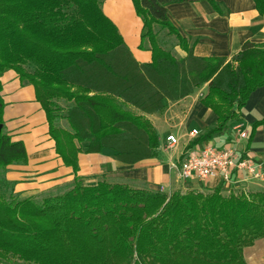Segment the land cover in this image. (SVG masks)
I'll return each mask as SVG.
<instances>
[{"label": "trees", "instance_id": "1", "mask_svg": "<svg viewBox=\"0 0 264 264\" xmlns=\"http://www.w3.org/2000/svg\"><path fill=\"white\" fill-rule=\"evenodd\" d=\"M103 1L0 0V77L12 69L35 87L57 152L76 173L83 151L110 149L127 165L156 157L160 137L147 115L164 113L167 100L208 86L202 102L218 120L201 143L240 120L251 93L264 86V42H245L230 60L199 56L171 22L169 4L202 0H133L146 29L142 46L152 51L146 63L135 59ZM254 2L264 16V0ZM155 25L176 37L186 57L163 46ZM1 90L0 80V259L249 264L244 249L264 237V191L169 194L108 179L87 185L76 176L42 199L21 197L7 171L26 164L28 153L5 130Z\"/></svg>", "mask_w": 264, "mask_h": 264}, {"label": "crops", "instance_id": "2", "mask_svg": "<svg viewBox=\"0 0 264 264\" xmlns=\"http://www.w3.org/2000/svg\"><path fill=\"white\" fill-rule=\"evenodd\" d=\"M215 2L216 5L208 0L168 5L171 22L188 39L197 55L226 57L230 60L245 42H264V16L257 10L254 0ZM102 9L117 25L135 59L140 63L150 62L152 51L147 43L142 46L146 29L133 0H105ZM163 46L177 57L187 55L175 36L164 41ZM0 80L5 130L13 140H22L28 153L26 164L9 165L7 171L8 179L15 182V191L21 197L42 195L64 188L76 176L87 185L108 179L167 193L184 186L204 193L212 192L219 186L224 194L236 189L264 190V180L241 179L235 174L234 181L229 184L219 177L184 181L178 170V164L185 153L197 151L208 143L218 147L232 144L245 156L256 160L264 159V123L254 127L264 119V86L251 93L241 110L240 120L231 121L222 131L201 143L196 139L213 128L218 120L217 113L202 102L208 86L204 85L178 101L167 100L164 113L147 115L160 137L156 157L127 165L110 149L102 153L83 151L79 153V170L76 173L57 152L55 141L50 135L46 112L37 100L35 87L22 82L18 73L12 69L5 71ZM194 129L198 130L197 135L191 134ZM242 131L247 132L246 137L241 136ZM171 134L179 139V144L172 148L167 141V136ZM261 243L264 245V239ZM249 262L262 264L260 260L254 259Z\"/></svg>", "mask_w": 264, "mask_h": 264}, {"label": "built area", "instance_id": "3", "mask_svg": "<svg viewBox=\"0 0 264 264\" xmlns=\"http://www.w3.org/2000/svg\"><path fill=\"white\" fill-rule=\"evenodd\" d=\"M240 128V126H238ZM199 132L194 129L191 134ZM242 137L247 136L246 131L241 132ZM169 147H176L179 139L171 134L167 136ZM179 175L184 181L220 178L224 183L238 178H251L264 180V159L256 160L254 157L240 153L237 146L228 144L218 147L208 143L197 151H190L183 155L178 164Z\"/></svg>", "mask_w": 264, "mask_h": 264}, {"label": "rangeland", "instance_id": "4", "mask_svg": "<svg viewBox=\"0 0 264 264\" xmlns=\"http://www.w3.org/2000/svg\"><path fill=\"white\" fill-rule=\"evenodd\" d=\"M105 2V0L102 2V4ZM155 29L156 30H160V37L163 39V41H167V40H170L171 39V37H173V36H170L169 34H167V31L166 30H162L161 28H160V26H158V25H155ZM27 68H28V70H30V71H33L32 69V67H30V66H27ZM19 75V74H18ZM62 105L64 106V107H67L68 106V103H66V102H62ZM61 125L62 126H64V127H68V123H67V121L66 120H64V121H62L61 122ZM113 177V176H112ZM112 177H110V178H112ZM118 178V177H117ZM55 191L57 190V189H54ZM54 190L52 191H48L49 193H54ZM59 190V189H58ZM65 190V189H64ZM63 189H62V191H64ZM190 190H194V189H190L189 187H187V186H184V187H181V188H179V189H177V190H175V191H181V192H183V193H187V192H189ZM196 191H198V190H196ZM258 191H264V190H258ZM174 192V191H173ZM173 192H170L169 194H171V193H173ZM199 192H201V191H199ZM252 192H255V191H248V190H234V191H231V192H228V193H225V195H230L231 193H235V194H242V193H245L246 195H249L250 193H252ZM18 193V192H17ZM204 193V192H203ZM48 194H40V195H34V196H32V197H34V198H36V199H42L43 197H45V196H47ZM263 239H264V237H262V238H259V239H257L255 242H254V244L253 245H250V246H247L245 249H244V255H245V258H246V260H247V262L249 263V264H253V263H250L249 261L250 260H252V259H254V261H261L262 262V264H264V245H263V243H261L262 241H263ZM0 264H29V263H25V262H23L22 260H19V259H16V260H10V261H6V260H4V259H0Z\"/></svg>", "mask_w": 264, "mask_h": 264}]
</instances>
